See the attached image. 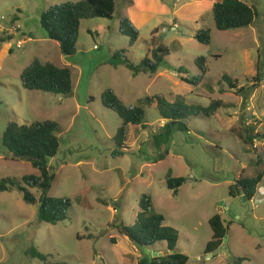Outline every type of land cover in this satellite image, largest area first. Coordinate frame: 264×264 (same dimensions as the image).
Segmentation results:
<instances>
[{"label": "rangeland", "instance_id": "obj_1", "mask_svg": "<svg viewBox=\"0 0 264 264\" xmlns=\"http://www.w3.org/2000/svg\"><path fill=\"white\" fill-rule=\"evenodd\" d=\"M68 1L81 0H0V181L24 184L23 176L39 174L29 160L13 159L4 146L8 123L55 120L60 149L50 162L56 179L49 195L73 200L68 218L52 224L37 219L39 188L28 187L36 204L27 203L17 185L0 191V264H138L150 252L164 254L166 242L151 245L148 252L122 231L134 225L143 194L151 196L165 224L179 232L177 250L188 256L187 264H230L223 254H205L213 236L209 220L217 213L232 221L225 241L234 260L264 264V177L252 200L230 195L238 179L264 169V0H243L255 7V21L229 30L216 27V0H115L113 18L82 20L77 52L66 56L46 36L40 19L51 6ZM123 18L139 31L132 46ZM15 24L19 30L8 37ZM203 28L211 29L209 45L196 38ZM19 41L23 44L17 47ZM159 45L170 53L156 74L134 76L124 64L109 63L121 49L139 63ZM200 56L206 57L208 71L193 85L179 70L190 79L198 76ZM35 58L69 67L73 92L25 89L20 76ZM107 89L128 105L162 95L203 106L219 99L223 106L213 117H189L190 132H175L168 156L154 163L153 134L165 123L156 103L146 106L147 128L130 127L128 153L114 156L122 120L102 102ZM248 128L261 136L253 146L244 143ZM169 176L187 178L177 194L167 187ZM86 188V199L77 200ZM33 248L47 259L33 257Z\"/></svg>", "mask_w": 264, "mask_h": 264}, {"label": "trees", "instance_id": "obj_2", "mask_svg": "<svg viewBox=\"0 0 264 264\" xmlns=\"http://www.w3.org/2000/svg\"><path fill=\"white\" fill-rule=\"evenodd\" d=\"M115 0H81L78 2H64L56 4L45 10L41 14V27L46 36L59 44L61 52L66 56H73L77 52V43L80 36V26L84 19L91 18H113L115 13ZM257 16L254 6H250L243 0H216L213 4V17L217 29L229 30L247 27L253 24ZM121 26L125 27V34L130 36L132 46L139 37V31L129 18L121 19ZM9 32L8 37L13 35ZM196 38L200 43L209 45L212 41L211 29L203 28L196 33ZM3 42L6 39L2 40ZM126 49L117 50L111 56L109 63L117 68L124 64L129 68L134 76L141 72L156 74L169 56V49L159 45L151 50L150 55H146L139 63L132 62L126 56ZM196 64L200 69L198 76L191 79L185 76V71L181 68L179 73L182 79L193 85H199L207 73L206 57L200 56L196 59ZM235 87L234 82L224 76ZM260 80V78H257ZM20 80L22 86L27 90H37L51 92L54 94L70 95L73 92V75L69 67H60L50 61H41L35 58L21 73ZM258 87V84H254ZM243 90L241 88L240 92ZM104 106L114 110L121 118L122 124L114 137L116 148L112 151L114 156H123L128 153L127 139L130 127L146 125V106L156 103L157 111L165 123L153 134V141L156 147L157 156L152 158L156 163L164 160L169 154V147L175 132H190L189 117L199 115L213 117L223 106L222 100H212L208 106L200 104H188L184 98L177 97L170 101L162 95L146 96L135 105L126 104L112 89H107L102 95ZM60 125L57 121L46 119L36 121L31 124H19L10 121L4 132L3 144L12 154L13 159H27L39 174H28L22 177L24 184L12 179H2L0 181V191H6L17 185L23 192V198L27 203L36 204L37 198L28 187L39 188L41 195L39 198V208L37 219L39 222L57 224L68 218V211L73 204L70 197H53L49 195L53 182L56 179L54 168L51 166V159L54 158L60 149V137L58 132ZM261 137L252 128H248L247 137L244 143L254 145V140ZM261 160V158H259ZM264 177V169L257 172L252 177L240 178L230 187L232 197H242L246 195L252 200L259 184ZM187 181L186 177H172L167 179V187L175 194ZM88 188L82 192V198L86 199ZM140 210L137 214L133 226L124 225L123 233L129 240L140 249L157 242H166L168 250L166 254L154 257L146 255L139 259L138 264H187V255L177 250L179 232L171 226L165 224V216L154 209L153 200L150 195L143 194L139 202ZM213 230L212 239L207 243L205 254L213 253L223 244L227 234L228 226L232 221H227L221 213H217L209 220ZM33 257L42 260L47 259V255L33 248ZM246 258H237V264H242ZM230 264H234L230 262Z\"/></svg>", "mask_w": 264, "mask_h": 264}, {"label": "water", "instance_id": "obj_3", "mask_svg": "<svg viewBox=\"0 0 264 264\" xmlns=\"http://www.w3.org/2000/svg\"><path fill=\"white\" fill-rule=\"evenodd\" d=\"M243 198H244V199H248V197H247L246 195H243ZM226 235H227V234H226ZM226 235H225V237H224L223 244L220 246V248L217 249L216 251H214L213 253H208V255H209L210 257H212V256H217V255H219V254H223V255L225 256V258L228 259V261H231V262H233L234 264H237V260H234V258L231 256V254L229 253V250H228V248H227V244H226V241H225ZM144 250L150 252V251L148 250V248H146V247H144ZM170 252H171V251H170ZM150 253H151V255L154 256V257L161 256V255L166 254V253L163 254V253H156V252H153V253L150 252Z\"/></svg>", "mask_w": 264, "mask_h": 264}, {"label": "built area", "instance_id": "obj_4", "mask_svg": "<svg viewBox=\"0 0 264 264\" xmlns=\"http://www.w3.org/2000/svg\"><path fill=\"white\" fill-rule=\"evenodd\" d=\"M19 28H20V25L19 24H15V25L12 26V28L10 30H11V32H16V31L19 30ZM22 44H23L22 41H19L17 43V47H20Z\"/></svg>", "mask_w": 264, "mask_h": 264}, {"label": "crops", "instance_id": "obj_5", "mask_svg": "<svg viewBox=\"0 0 264 264\" xmlns=\"http://www.w3.org/2000/svg\"><path fill=\"white\" fill-rule=\"evenodd\" d=\"M222 214V213H221Z\"/></svg>", "mask_w": 264, "mask_h": 264}]
</instances>
